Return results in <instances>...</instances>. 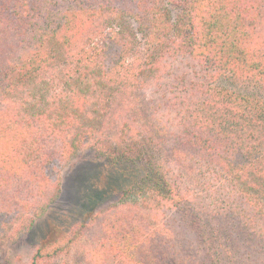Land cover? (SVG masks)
Masks as SVG:
<instances>
[{"label":"trees","instance_id":"obj_1","mask_svg":"<svg viewBox=\"0 0 264 264\" xmlns=\"http://www.w3.org/2000/svg\"><path fill=\"white\" fill-rule=\"evenodd\" d=\"M88 147L118 184L26 264H264V0H0V240Z\"/></svg>","mask_w":264,"mask_h":264},{"label":"rangeland","instance_id":"obj_2","mask_svg":"<svg viewBox=\"0 0 264 264\" xmlns=\"http://www.w3.org/2000/svg\"><path fill=\"white\" fill-rule=\"evenodd\" d=\"M124 30L135 37L136 47L140 48L135 22L126 23ZM164 151L167 153V148ZM118 174L119 171L95 149L88 147L80 151L63 171L60 198L31 230L0 240V264L28 263L37 244L65 233L77 220L86 218L91 210L106 204L109 191L119 182ZM83 250L84 246L76 248V260Z\"/></svg>","mask_w":264,"mask_h":264}]
</instances>
